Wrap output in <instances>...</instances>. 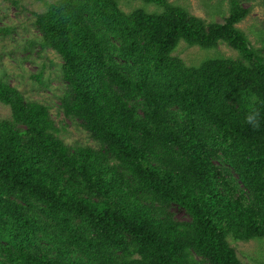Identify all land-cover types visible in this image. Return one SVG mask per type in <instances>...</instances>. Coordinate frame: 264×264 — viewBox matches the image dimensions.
I'll list each match as a JSON object with an SVG mask.
<instances>
[{"label": "trees", "instance_id": "obj_1", "mask_svg": "<svg viewBox=\"0 0 264 264\" xmlns=\"http://www.w3.org/2000/svg\"><path fill=\"white\" fill-rule=\"evenodd\" d=\"M138 1L57 0L36 16L63 62V115L97 148L67 146L48 107L0 78V264H243L230 240L264 239V124L243 123L251 97L264 116V60L237 27L249 11L230 0L206 23ZM181 42L242 61L188 66Z\"/></svg>", "mask_w": 264, "mask_h": 264}, {"label": "rangeland", "instance_id": "obj_2", "mask_svg": "<svg viewBox=\"0 0 264 264\" xmlns=\"http://www.w3.org/2000/svg\"><path fill=\"white\" fill-rule=\"evenodd\" d=\"M57 0H0V78L14 87L28 101L38 102L49 109L51 119L59 130V137L70 147L76 145L97 148L89 134L76 120L68 119L60 108V98L66 90L62 80V60L51 49L40 47L36 16L47 11ZM230 0H168L183 7L192 16L206 23L222 21L229 15ZM249 13L237 27L244 33L250 46L264 60V0H240ZM128 13L144 8L138 0H118ZM152 11V6L147 7ZM4 30H8L5 32ZM173 56L186 65L198 66L209 59L242 61L241 54L220 43L214 49H202L181 42ZM40 75V80L36 77ZM10 110L0 104V120L8 119ZM174 218L187 220L180 209L173 208ZM230 245L243 264H264V239L232 241Z\"/></svg>", "mask_w": 264, "mask_h": 264}, {"label": "clouds", "instance_id": "obj_3", "mask_svg": "<svg viewBox=\"0 0 264 264\" xmlns=\"http://www.w3.org/2000/svg\"><path fill=\"white\" fill-rule=\"evenodd\" d=\"M249 109L243 117V123L253 129H259L264 124V116L255 107V97L249 98Z\"/></svg>", "mask_w": 264, "mask_h": 264}]
</instances>
